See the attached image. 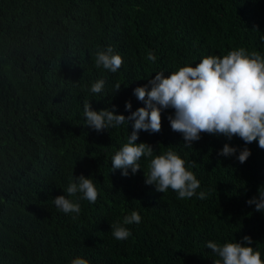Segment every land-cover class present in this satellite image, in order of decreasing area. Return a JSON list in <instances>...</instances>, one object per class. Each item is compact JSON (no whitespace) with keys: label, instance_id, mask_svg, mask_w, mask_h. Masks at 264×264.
I'll list each match as a JSON object with an SVG mask.
<instances>
[{"label":"trees","instance_id":"1","mask_svg":"<svg viewBox=\"0 0 264 264\" xmlns=\"http://www.w3.org/2000/svg\"><path fill=\"white\" fill-rule=\"evenodd\" d=\"M108 46L124 61L116 73L95 66V51ZM239 47L264 55V0H0V264H71L78 256L89 264H212L208 241L245 235L264 259V213L246 203L264 192L256 142L242 164L218 155L226 142L243 147L238 137L202 134L187 147L170 128L172 110H163L161 131H141L137 143L154 155L172 145L186 161L207 198L181 200L145 184L148 158L135 174L111 172L131 123L97 132L83 113L90 101L127 116L126 101L133 111L143 106L133 89L155 72ZM98 79L104 89L92 94ZM72 173L92 176L100 192L95 204L79 200L75 219L53 204ZM132 211L141 222L117 241L110 225Z\"/></svg>","mask_w":264,"mask_h":264},{"label":"clouds","instance_id":"2","mask_svg":"<svg viewBox=\"0 0 264 264\" xmlns=\"http://www.w3.org/2000/svg\"><path fill=\"white\" fill-rule=\"evenodd\" d=\"M95 66L111 73H116L124 61L111 46L95 51ZM147 59L157 60L149 51ZM155 72L144 85L133 89L132 94L142 102V107L132 110L131 101H126L124 108L130 114H118L116 106L93 110L90 101L83 105L87 127L97 132L108 131L120 125L131 123L132 131L127 142L111 157V172L120 170L122 176H128L142 170L139 161L148 158L147 172L143 171L146 185L154 186L156 192L165 193L169 189L177 193L178 199L196 196L207 198L205 191L197 192L200 181L189 170L186 161L169 145L162 154L154 155L156 150L145 142L137 143L141 131L159 133L162 129V111L171 109L167 116L172 131L179 133L183 144L192 148L202 134L225 137L231 141L238 137L244 146L237 148L224 143L218 155L236 156L242 164L251 155L247 145L256 142L264 149V55L257 51L249 52L244 47L229 50L226 55H205L195 67L181 66L177 70ZM105 85L104 79L91 84L92 94H100ZM115 93L121 84L114 86ZM238 153V154H237ZM195 161H193V166ZM92 176L83 174L72 177L63 195L53 198V204L64 214L81 213L79 200L95 204L100 192ZM75 198V199H73ZM246 203L255 205V211L264 213V192H259ZM141 215L132 211L123 217L122 222L110 225L112 236L117 241L127 240L131 231L127 225L139 224ZM250 236H243L240 241L218 243L208 241L210 249L217 259L212 264H264L261 251L253 247ZM71 264H89L83 257H75Z\"/></svg>","mask_w":264,"mask_h":264}]
</instances>
